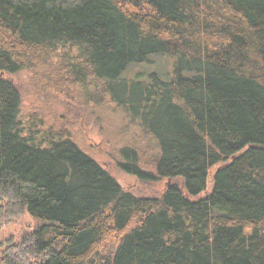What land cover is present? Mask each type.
Returning a JSON list of instances; mask_svg holds the SVG:
<instances>
[{"label":"trees","instance_id":"1","mask_svg":"<svg viewBox=\"0 0 264 264\" xmlns=\"http://www.w3.org/2000/svg\"><path fill=\"white\" fill-rule=\"evenodd\" d=\"M156 55L167 76L136 70ZM22 73L118 108L116 166L163 193L24 123ZM26 212L0 264H264V0H0V231Z\"/></svg>","mask_w":264,"mask_h":264},{"label":"rangeland","instance_id":"2","mask_svg":"<svg viewBox=\"0 0 264 264\" xmlns=\"http://www.w3.org/2000/svg\"><path fill=\"white\" fill-rule=\"evenodd\" d=\"M173 60L169 56H152L148 64L136 70L156 73L164 78L172 69ZM145 67V68H144ZM19 88L22 98L21 118L26 123L32 116L41 117L47 125L65 124L72 139L90 157L95 159L120 184L133 195L142 197L159 196L167 186V180L140 182L135 176L121 171L113 159L117 149L137 132L128 125L123 113L111 103L106 105L85 104L78 96V89H71L72 98L67 93L56 92L49 85L41 83L40 76L22 73L10 77ZM67 91V90H66ZM78 91V92H77ZM126 142V143H125ZM129 142V141H128ZM210 172L207 192L211 190ZM37 222L26 212L23 217L0 231V251L8 239H19L23 233H30Z\"/></svg>","mask_w":264,"mask_h":264}]
</instances>
